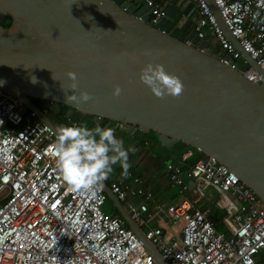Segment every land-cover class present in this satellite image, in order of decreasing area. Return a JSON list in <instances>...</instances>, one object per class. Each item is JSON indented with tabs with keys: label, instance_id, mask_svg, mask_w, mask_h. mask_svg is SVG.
Listing matches in <instances>:
<instances>
[{
	"label": "water",
	"instance_id": "water-1",
	"mask_svg": "<svg viewBox=\"0 0 264 264\" xmlns=\"http://www.w3.org/2000/svg\"><path fill=\"white\" fill-rule=\"evenodd\" d=\"M205 1L241 59L259 70L214 0ZM149 13L145 5L136 8L126 0H0V90L47 125L56 140L74 112L91 115L96 126L104 120V128L129 126L133 137L153 132L161 151L185 146L213 158L264 203V76L256 84L244 77L239 62L225 57L224 64L195 28L183 40L173 36L178 13L173 5L156 24H149ZM148 64H161L178 76L183 93L157 98L140 79ZM69 72L77 75V97L86 91L92 100H67L74 82ZM117 85L122 89L118 97L113 95ZM196 159L173 164L189 169ZM102 188L154 263L167 264L131 217L142 198L122 204L108 182Z\"/></svg>",
	"mask_w": 264,
	"mask_h": 264
},
{
	"label": "built area",
	"instance_id": "built-area-1",
	"mask_svg": "<svg viewBox=\"0 0 264 264\" xmlns=\"http://www.w3.org/2000/svg\"><path fill=\"white\" fill-rule=\"evenodd\" d=\"M193 1L198 39L209 34L224 64L225 57L241 61L206 1ZM141 2L150 10L149 24L164 16L158 0ZM214 2L259 68L240 62L242 74L259 84L264 76V0ZM68 124L80 126L75 120ZM109 127L115 133L133 130L120 123ZM56 143L47 125L0 90V264H155L125 221L104 211L103 188L82 194L65 183L54 154ZM193 155L192 149L185 150L180 161L188 162ZM182 168L166 163L162 170L176 189V202L157 200L130 171L120 177L122 182H104L122 204L142 198L131 217L145 227L146 238L167 264H264V203L213 158L201 156L185 168L196 182L192 191L181 177ZM213 196L218 198L213 208L222 210L216 220L209 216V207L199 206Z\"/></svg>",
	"mask_w": 264,
	"mask_h": 264
},
{
	"label": "clouds",
	"instance_id": "clouds-1",
	"mask_svg": "<svg viewBox=\"0 0 264 264\" xmlns=\"http://www.w3.org/2000/svg\"><path fill=\"white\" fill-rule=\"evenodd\" d=\"M205 40L208 42L206 46L208 48L209 40L208 38ZM68 76L74 81L70 85L73 94L67 96L69 102H88L93 99V96L86 91L81 92L77 97L75 94L78 87L75 83L77 75L75 72H69ZM140 79L159 99H163L165 95L179 97L185 87L178 76L167 73L161 64L155 66L148 64L141 70ZM121 93L122 89L117 85L113 95L118 97ZM131 151L134 149H126L124 142L117 138L113 128H103L99 125L93 129L87 126H61L58 129L57 143L54 145L57 167L63 180L73 191L82 194H94L99 191L117 164L122 167L123 174L127 175Z\"/></svg>",
	"mask_w": 264,
	"mask_h": 264
},
{
	"label": "crops",
	"instance_id": "crops-1",
	"mask_svg": "<svg viewBox=\"0 0 264 264\" xmlns=\"http://www.w3.org/2000/svg\"><path fill=\"white\" fill-rule=\"evenodd\" d=\"M126 1L129 4H133L136 8H141L143 6V3L141 2V0H126ZM158 3L162 6L164 11L170 5H173L178 11L177 15H180L182 20L183 19L186 20V18L189 17L188 21H185V23L182 24L181 27L175 29L176 34H178L180 36L184 35V37H185L191 31V29L195 27L196 20L198 18V9H197L196 4L194 3L193 0H158ZM206 38L210 39L209 40V46L211 45L210 49L214 53L218 54L219 52L215 48V46L213 44V40L211 39L210 35L208 34L206 36ZM131 132L133 133V131H131ZM131 132H126V133L125 132H117V133L129 134ZM129 143L131 144L130 148L134 147L133 148L134 151H131L129 153V160H128V163L130 164L129 169H131V170L133 169V172L138 174L137 176L141 177L144 180L145 188L150 189L155 194L157 200L162 201V202H171V201L176 202L177 201V198L175 197L176 196V189L170 187V184L166 180V178L164 177L162 170H163V167L166 163H175L177 161H180L182 153H180L178 160L170 159L169 155H177L178 152L182 148L172 150L169 153L162 151L165 154H167L166 157H169L168 158L169 161L164 160V164L159 170L152 168V172H150V171L146 170V167H147V164L149 166L152 164V161H155V159H153V154L151 153L152 152L151 149H153V148L149 144H147V146L142 149V147L134 145L131 141ZM130 144H129V146H130ZM139 152H141V153L139 154ZM137 154H139V156H137ZM114 168H116V169L113 171V174L110 173L109 177L113 176L115 178H120L121 176H123V169L119 164L114 166ZM183 171H186V170H183ZM164 180L166 181V183L163 182ZM151 209L152 208H150V210ZM113 210H114V212L110 213V214L111 215H118L116 210L115 209H113Z\"/></svg>",
	"mask_w": 264,
	"mask_h": 264
},
{
	"label": "rangeland",
	"instance_id": "rangeland-1",
	"mask_svg": "<svg viewBox=\"0 0 264 264\" xmlns=\"http://www.w3.org/2000/svg\"><path fill=\"white\" fill-rule=\"evenodd\" d=\"M189 20V17H187L186 18V20L185 19H181V17H180V15H176V17H174V19H173V22L176 24V26L171 30V33H173V34H176L175 33V29H177V28H179V27H181V25L182 24H184L185 23V21H188ZM177 35V34H176ZM178 36V35H177ZM208 40H210V39H208ZM210 48H211V45L209 46ZM244 60H241V62H243ZM56 113V112H55ZM57 115H58V117H60L61 118V116L58 114V113H56ZM89 121V119L87 120H81V124L83 125V126H87L88 125V122ZM116 134V136H117V138L118 139H121L123 142H124V146H125V148L126 149H133L134 147H132V148H130L131 147V144L129 143L130 142V138H129V135H127V136H123L122 134H119V133H115ZM130 134V133H129ZM129 144H130V146H129ZM133 146V145H132ZM182 147V149L178 152V154L177 155H169L170 156V159H175V160H178L179 159V156H180V153H183L186 149H187V147H185V146H181ZM153 149H154V147H153ZM152 149V150H153ZM158 149H159V147H158ZM193 150V149H192ZM193 152H194V159H196L197 157H200L199 155H197V152L196 151H194L193 150ZM130 153V152H129ZM153 153H156L155 151H153ZM166 155L167 154H164L163 155V159H161L160 161H152V164L151 165H149L148 166V164H147V167H146V170H148V171H150V172H152V168H155V169H157V170H159L162 166H163V164H164V160H166ZM153 159H154V156H153ZM193 160V159H192ZM116 168H114V170H115ZM113 170V171H114ZM113 171L111 172V174H113ZM181 177L184 179V181H185V184H186V186L188 187V189H189V191H192L195 187H196V182H195V180L194 179H192L191 177H189V175H188V172L187 171H182V173H181ZM164 179V178H163ZM167 180V179H166ZM164 183H166V181L164 180L163 181ZM218 198L216 197L215 198V196H213L212 198H207V199H205L203 202H201L200 204H199V206H200V208H205V207H213V206H215V200H217ZM104 211L106 212V213H113L114 212V210H113V207H112V204H111V202H106L105 203V205H104ZM217 212H218V214L219 215H221L222 214V210H219V209H217L216 210ZM144 230H145V227H142Z\"/></svg>",
	"mask_w": 264,
	"mask_h": 264
},
{
	"label": "trees",
	"instance_id": "trees-1",
	"mask_svg": "<svg viewBox=\"0 0 264 264\" xmlns=\"http://www.w3.org/2000/svg\"><path fill=\"white\" fill-rule=\"evenodd\" d=\"M172 35L173 36H175V37H178L179 39H181V40H183L185 37H184V35H176V34H173L172 33ZM91 115H87V116H84V115H81V114H79V113H77V112H74L73 113V115L70 117V120H75V121H77L78 123H79V125L80 126H83L81 123V120H88L89 119V121L87 122L88 123V125H87V127L89 128V129H93V128H95L96 127V125L95 124H93L92 122H91ZM108 122L107 121H102L100 124H99V126H101V127H105L106 126V124H107ZM113 124H115V123H110L109 124V126L110 125H113ZM108 126V127H109ZM120 134H122L123 136H127V135H129V138H130V141L134 144V145H137V146H140V147H142V149L144 148V147H146L147 146V144H149L152 148L154 147V149L152 150L151 149V153L153 154V156H154V159H155V161H160L161 159H163V155L165 154L164 152H162L160 149H158V143H157V134H155V133H153V132H149V133H147V134H139L137 137H133L132 136V132L130 133V134H125V133H120ZM153 151H155L156 153H153ZM141 152H139V154H140ZM139 154H137V156H139ZM169 157H166V160L165 161H169V159H168ZM183 170H186L185 168H182ZM120 170V169H119ZM128 171H131V173H132V175H134V176H137L138 174H136L135 172H133V169L131 170V169H129ZM209 216L212 218V219H218V216H221V215H219L218 214V212L213 208V207H209ZM219 228V227H218Z\"/></svg>",
	"mask_w": 264,
	"mask_h": 264
},
{
	"label": "flooded vegetation",
	"instance_id": "flooded-vegetation-1",
	"mask_svg": "<svg viewBox=\"0 0 264 264\" xmlns=\"http://www.w3.org/2000/svg\"><path fill=\"white\" fill-rule=\"evenodd\" d=\"M33 102L38 106V101L37 100H33Z\"/></svg>",
	"mask_w": 264,
	"mask_h": 264
}]
</instances>
